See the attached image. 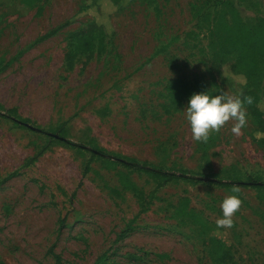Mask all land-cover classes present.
<instances>
[{
    "label": "rangeland",
    "instance_id": "obj_1",
    "mask_svg": "<svg viewBox=\"0 0 264 264\" xmlns=\"http://www.w3.org/2000/svg\"><path fill=\"white\" fill-rule=\"evenodd\" d=\"M203 1L0 0V264H227L210 254L209 237L233 264H264L259 190L177 179L154 191L152 178L106 157L207 181L264 180L249 113L242 135L229 122L203 143L184 118L191 96L170 102L178 79L199 77L216 95L244 86L216 61L231 50L211 37L220 25L197 12ZM234 8L246 21L264 18V0ZM91 22L104 28L105 50L67 70V35ZM229 195L243 204L232 228H217ZM182 206L208 224L205 235L176 215Z\"/></svg>",
    "mask_w": 264,
    "mask_h": 264
},
{
    "label": "trees",
    "instance_id": "obj_2",
    "mask_svg": "<svg viewBox=\"0 0 264 264\" xmlns=\"http://www.w3.org/2000/svg\"><path fill=\"white\" fill-rule=\"evenodd\" d=\"M127 1L134 0H111L113 5H118ZM149 4L154 0H140ZM245 0H204L197 12L206 16L211 24L220 25L221 34L212 31V38L223 37L222 47L228 46L230 54L225 58H216L221 64H229L232 73L241 76L244 80V86L241 89L243 96H251L253 103L246 105L250 116L255 120L257 127L261 133V142L264 148V18L258 17L251 21L244 20L235 10L234 2L243 3ZM224 12H230L227 16ZM63 26V25H62ZM61 26V27H62ZM58 27L57 29H60ZM51 32L48 34L50 35ZM108 41L105 30L102 26L95 22L88 23L76 31L69 32L67 35V50L64 56V64L67 70L71 69L74 60L80 56H86L91 59L94 54H102L105 50V43ZM214 42V41H212ZM215 43V42H214ZM215 48V44H214ZM235 56H231L232 53ZM219 52H216L218 55ZM217 57V56H215ZM213 67V66H212ZM211 75V71L209 72ZM214 82V77L211 76ZM215 83V82H214ZM167 89L169 91L170 102L172 105L181 104L182 100L193 94L205 93L216 95L207 83L195 77L191 83H185L181 80L171 81ZM243 96L241 98H243ZM37 131L42 132L37 129ZM65 144L79 149H84L81 145L75 144L68 140H63ZM93 156H105L99 151H92ZM109 161L121 165L130 172H139L152 178L155 181L154 191L174 180H187L192 182H208L217 187L251 186L261 192L260 199L264 201V180L261 181L255 177L242 180L240 176L224 181L221 179L205 180L202 176H188L184 173L176 174L166 171L158 167L147 166L136 161L128 160L108 154L106 156ZM176 215L187 217L194 225H198L200 234L205 235L208 224L199 217L194 211L188 209V206H182L180 210H176ZM210 254L217 261L233 264V253L220 239L209 237L207 240Z\"/></svg>",
    "mask_w": 264,
    "mask_h": 264
},
{
    "label": "clouds",
    "instance_id": "obj_3",
    "mask_svg": "<svg viewBox=\"0 0 264 264\" xmlns=\"http://www.w3.org/2000/svg\"><path fill=\"white\" fill-rule=\"evenodd\" d=\"M235 95L222 92L209 95L207 92L191 95L187 107L183 110L184 118L190 125L191 139L207 143L210 135L219 133L229 122H232L231 132L235 136L243 134L242 130L248 124L246 105L253 103L251 96ZM233 193H240L239 186L234 185ZM243 204L239 195L226 196L221 203L222 217L215 223L217 228L230 229L234 226V217Z\"/></svg>",
    "mask_w": 264,
    "mask_h": 264
}]
</instances>
